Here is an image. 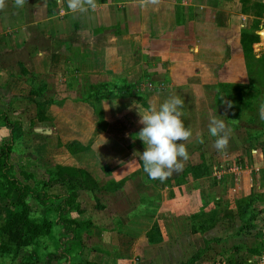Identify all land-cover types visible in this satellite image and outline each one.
Masks as SVG:
<instances>
[{
    "label": "crops",
    "instance_id": "0c3cea01",
    "mask_svg": "<svg viewBox=\"0 0 264 264\" xmlns=\"http://www.w3.org/2000/svg\"><path fill=\"white\" fill-rule=\"evenodd\" d=\"M95 2L75 13L67 0L0 7V113L24 130L12 161L71 149L101 204V264H264V0ZM244 67L247 81L236 74ZM177 95L195 127L183 170L161 183L143 170L130 105ZM214 116L230 130L223 152ZM11 136L0 119V141Z\"/></svg>",
    "mask_w": 264,
    "mask_h": 264
},
{
    "label": "trees",
    "instance_id": "16d2710c",
    "mask_svg": "<svg viewBox=\"0 0 264 264\" xmlns=\"http://www.w3.org/2000/svg\"><path fill=\"white\" fill-rule=\"evenodd\" d=\"M256 100L264 103V96ZM192 108L188 104L184 111L190 113ZM244 108L248 113L252 110L249 104H244ZM254 112H250L251 121H260V116ZM0 119L12 132L10 139L0 141V256L13 254L16 257L20 249L25 248L29 249L27 263L36 264L41 260L37 249L39 239L50 237L57 226H62L66 234L74 235L87 224L86 219L79 218L86 212L81 208L79 191L82 187L79 189V182L67 180L61 169L48 168L40 178L36 173L17 167L12 154L16 143L24 137L23 124L7 113H0ZM184 123L192 134L194 122ZM34 203L44 210L41 217L34 212ZM71 251L49 252L46 264H52L53 260H60V264H101L88 259L75 263Z\"/></svg>",
    "mask_w": 264,
    "mask_h": 264
},
{
    "label": "clouds",
    "instance_id": "9594fccd",
    "mask_svg": "<svg viewBox=\"0 0 264 264\" xmlns=\"http://www.w3.org/2000/svg\"><path fill=\"white\" fill-rule=\"evenodd\" d=\"M25 0H15L17 7H23ZM4 0H0L3 7ZM67 6L72 12H85L95 10V0H67ZM226 110L232 107L230 101L225 100ZM135 108L140 117L139 123L143 125L136 139L144 144V151L139 159L143 163V170L152 180L161 183L178 174L184 168L189 159V153L183 141L191 136L182 117L184 116V100L180 96H170L158 106L149 105L141 109L140 105L133 101L130 110ZM264 119V108L260 112ZM209 134L215 138L214 148L223 152L227 149L230 141V130L226 122L218 117H211ZM203 143V140L201 141Z\"/></svg>",
    "mask_w": 264,
    "mask_h": 264
},
{
    "label": "rangeland",
    "instance_id": "374dc122",
    "mask_svg": "<svg viewBox=\"0 0 264 264\" xmlns=\"http://www.w3.org/2000/svg\"><path fill=\"white\" fill-rule=\"evenodd\" d=\"M239 72V73H238ZM249 72V71H248ZM247 71L245 70V67L241 70H237V75L240 77V79H246L247 81ZM260 73L262 71L260 70ZM232 75V73L230 74ZM264 75V74H261ZM231 78V77H230ZM238 114V113H237ZM243 116L246 118H251L250 113H246L242 111ZM19 150H22V146L20 145L18 147ZM95 151L91 150L87 153L88 156L94 157ZM17 158V157H16ZM18 159V158H17ZM15 161V160H13ZM76 160L72 156V151L69 148L66 147H60L56 151H54V154L48 158V159H40L38 163H32L31 161H28L27 163L24 161H18L16 164L17 167L31 171L33 173H36L38 175H43L45 171L48 168H57L61 169L66 174V179L69 181L79 182L81 186V190L79 191L80 195V201H81V208L86 209V217L85 215H81L79 218L85 219L86 218V225L81 227L76 234L74 235H68L64 232V229L62 226H57L54 232L50 237H42L38 241V252L41 256L40 262H37L36 264H46L48 254L49 252H56L57 250H65V249H72L71 255L72 259L75 263L81 262L82 260L88 259V260H94V246L97 245L96 239L93 237L94 235V223L93 219L95 221V224H101L103 221H105L101 217V211L96 210V208H101L99 205V202L95 198V196L91 195L89 190H93L94 179L90 176L91 174L87 172V174H84L83 171L79 170L78 164H76ZM91 164V162H90ZM38 166V170L36 168H32ZM93 166H97L96 164H93ZM93 167V168H94ZM93 172V171H92ZM66 187V186H65ZM65 187H60L59 189H65ZM89 193V194H88ZM34 212H36L37 217H41L44 213V210L37 205V203H34ZM85 217V218H84ZM69 251V250H68ZM29 253V249H20L18 255L14 257L15 255H5L0 256V264H28L26 255ZM62 263L60 260H53L52 264H60ZM110 264V262H108ZM133 264H136V259L132 260Z\"/></svg>",
    "mask_w": 264,
    "mask_h": 264
},
{
    "label": "built area",
    "instance_id": "2783aa9c",
    "mask_svg": "<svg viewBox=\"0 0 264 264\" xmlns=\"http://www.w3.org/2000/svg\"><path fill=\"white\" fill-rule=\"evenodd\" d=\"M150 86H152V85H150Z\"/></svg>",
    "mask_w": 264,
    "mask_h": 264
}]
</instances>
